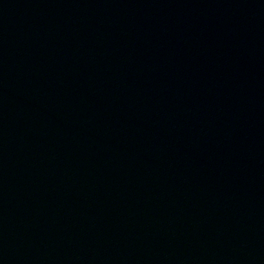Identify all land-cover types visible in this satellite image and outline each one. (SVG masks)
<instances>
[{"label":"water","instance_id":"water-1","mask_svg":"<svg viewBox=\"0 0 264 264\" xmlns=\"http://www.w3.org/2000/svg\"><path fill=\"white\" fill-rule=\"evenodd\" d=\"M0 264H8V263L0 257Z\"/></svg>","mask_w":264,"mask_h":264}]
</instances>
